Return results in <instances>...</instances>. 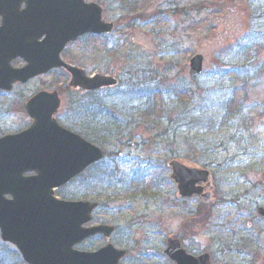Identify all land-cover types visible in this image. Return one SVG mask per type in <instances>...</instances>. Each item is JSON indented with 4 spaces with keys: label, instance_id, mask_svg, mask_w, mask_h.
<instances>
[{
    "label": "rangeland",
    "instance_id": "374dc122",
    "mask_svg": "<svg viewBox=\"0 0 264 264\" xmlns=\"http://www.w3.org/2000/svg\"><path fill=\"white\" fill-rule=\"evenodd\" d=\"M86 1L100 5L114 31L67 45L62 59L117 85L87 95L58 70L0 93V136L31 123L21 106L43 88L60 96L61 126L84 138L94 120L110 128L95 143L103 159L56 189L61 199L97 203L89 225L114 227L108 239L75 248L111 242L126 250L118 264H173L164 253L172 237L192 254L209 253L211 264H264V0ZM195 54L203 70L192 78ZM147 70L159 79L149 82ZM197 103L209 128L184 123ZM171 159L208 170L212 205L178 196ZM0 264L26 263L0 238Z\"/></svg>",
    "mask_w": 264,
    "mask_h": 264
},
{
    "label": "water",
    "instance_id": "95a60500",
    "mask_svg": "<svg viewBox=\"0 0 264 264\" xmlns=\"http://www.w3.org/2000/svg\"><path fill=\"white\" fill-rule=\"evenodd\" d=\"M21 1L26 5L18 12ZM0 15V88L9 89L14 81L59 67L70 74L72 87L95 90L117 83L100 74L87 77L82 69L59 57L68 42L83 34L112 31L113 24L102 21L97 4L84 0H0ZM16 56L22 57L26 66L11 70L9 61ZM202 61L200 54L191 57L190 76L201 72ZM59 107L56 91L37 93L25 105L31 125L0 137V238L16 247L27 264H117L124 251L111 244L96 252L73 248L86 237L96 233L108 236L113 230L105 225L83 227L96 204L59 200L53 195L54 189L102 157L100 148L56 123L52 116ZM168 165L180 197L199 195L204 202H213L209 192L203 193L208 187L207 170L176 160ZM31 172L34 174L25 175ZM258 213L264 215L261 208ZM165 253L175 264H211L209 254H188L178 239H167Z\"/></svg>",
    "mask_w": 264,
    "mask_h": 264
},
{
    "label": "trees",
    "instance_id": "16d2710c",
    "mask_svg": "<svg viewBox=\"0 0 264 264\" xmlns=\"http://www.w3.org/2000/svg\"><path fill=\"white\" fill-rule=\"evenodd\" d=\"M259 17H264V10L260 12V15H258ZM263 34H264V30L262 31ZM142 70V69H141ZM147 73V80L149 82H152V80H158L159 77H158V74L156 71H153V70H147L146 71ZM136 72H133L131 73V75H135ZM233 103L231 105H228V108H229V112L227 114L233 116L234 115V112L231 110V107H232ZM203 105H201V103H197V105L195 106V109H193V111L190 113V114H187L185 118H189L190 120V124H188V122H184L186 125H190V126H201V127H204V126H207V128H209V125L210 124H213L211 123V120L208 118V114L210 115V113H208V111L204 110ZM86 112L87 110H90L88 108L85 107L84 109ZM97 114L96 115H99V111H96ZM94 117H95V113H94ZM223 117V116H222ZM95 119V118H94ZM180 121H182V119H180ZM94 123L96 124V126L94 127H91V130H87L85 133L90 137L89 140L93 143H96V142H100L101 141V138L102 136L100 135V133H102L103 130H106V131H110V128L109 126H106L105 127V122H101V121H95L94 120ZM109 124H112L111 121H109ZM111 127V126H110ZM112 128V127H111ZM111 135V134H110ZM106 139H109V137H104ZM155 182H153V184H155Z\"/></svg>",
    "mask_w": 264,
    "mask_h": 264
},
{
    "label": "flooded vegetation",
    "instance_id": "af4514ba",
    "mask_svg": "<svg viewBox=\"0 0 264 264\" xmlns=\"http://www.w3.org/2000/svg\"><path fill=\"white\" fill-rule=\"evenodd\" d=\"M25 5H26L25 2L21 1V2L17 5L18 12L22 11V10L25 8ZM1 26H2V16L0 15V27H1ZM86 36H92V37H94V35H91V34H85V35H83V36H80L76 41L82 40L83 37H86ZM102 36H105V35H102ZM95 37H98V36L95 35ZM42 38H43V36H42ZM42 38H40L38 41H40ZM76 41H75V42H76ZM72 43H74V42H71V43L66 44V46L63 48V50H62L61 53H60V58H61V59H62V53H63V51L66 49L67 45L72 44ZM62 60H63V59H62ZM72 65H74V64H72ZM24 66H26V62H25V60H24L22 57H20V56H16V57L10 59V61H9V68H10L11 70L21 69V68H23ZM58 70L63 71L62 68L52 69V70H50V71H48V72H46V73L39 74V75H36V76L30 77V78H28V79H25L24 81H21V80H19V81H14V82H12V83L10 84V89H9L8 91L0 88V93H3V92H9V91H11L12 89H14L16 86H22V87H24L25 85H27V84L30 83L31 81H33V80H35V79H38V78H40V77H43V76H48L51 72L58 71ZM64 73H65V72H64ZM66 74H67V73H66ZM92 74H94V73H92ZM92 74H88V76H91ZM67 75H68V80H69L70 76H69V74H67ZM67 87H69V86H68V81H67ZM69 89H71V88H69ZM42 90H43V91H50V90H47V89H44V88H43ZM42 90H39V92L42 91ZM77 90H80V89H77ZM80 91H82V90H80ZM37 92H38V91H37ZM82 92H84V93H86V94L94 93V92H85V91H82ZM35 94H36V93H35ZM33 95H34V92H32L31 96H33ZM25 103H26V102H25ZM21 108H23V110H25V104L22 105ZM55 196H56V197H59V196L56 195V191H55ZM97 207H98V205H97ZM101 223H102V222L97 223V224H101ZM96 249H97V248H96ZM92 250H95V249H92Z\"/></svg>",
    "mask_w": 264,
    "mask_h": 264
}]
</instances>
